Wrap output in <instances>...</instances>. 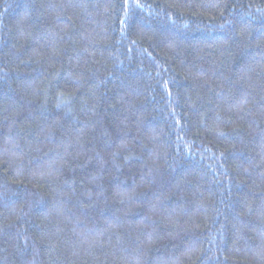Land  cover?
Returning <instances> with one entry per match:
<instances>
[{"label": "trees", "instance_id": "16d2710c", "mask_svg": "<svg viewBox=\"0 0 264 264\" xmlns=\"http://www.w3.org/2000/svg\"><path fill=\"white\" fill-rule=\"evenodd\" d=\"M0 264H264V0H0Z\"/></svg>", "mask_w": 264, "mask_h": 264}]
</instances>
